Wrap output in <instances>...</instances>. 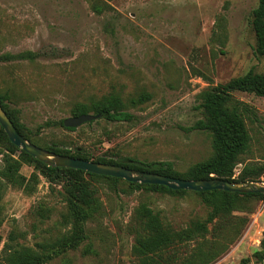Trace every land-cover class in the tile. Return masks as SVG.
<instances>
[{
	"label": "rangeland",
	"instance_id": "374dc122",
	"mask_svg": "<svg viewBox=\"0 0 264 264\" xmlns=\"http://www.w3.org/2000/svg\"><path fill=\"white\" fill-rule=\"evenodd\" d=\"M97 5L99 12L91 7ZM257 0H0V92L9 111L38 146L58 144L93 155L168 161L183 175L212 155L211 137L191 130L200 119L197 95L249 70L264 71L254 52L251 12ZM32 53L28 59L8 56ZM116 93L124 100L147 93L127 107L131 122L97 118L74 131L52 122L70 117L77 101ZM254 114L244 164H264V97L234 92ZM48 123L50 124L48 126ZM0 144V254L10 233L14 243L35 247L69 235L71 225L61 185L51 184L34 164H21L22 184L2 175ZM96 208L85 238L46 264H138L132 253L134 212L145 205L174 230L205 221L210 210L201 194H169L133 188L84 175ZM264 183V174L260 181ZM229 218L242 226L221 243L227 247L210 264H239L259 248L264 200L249 198ZM207 225L209 242L216 237ZM247 264L255 263L250 259Z\"/></svg>",
	"mask_w": 264,
	"mask_h": 264
},
{
	"label": "trees",
	"instance_id": "16d2710c",
	"mask_svg": "<svg viewBox=\"0 0 264 264\" xmlns=\"http://www.w3.org/2000/svg\"><path fill=\"white\" fill-rule=\"evenodd\" d=\"M91 7L99 12L98 6ZM250 26L254 35V52L264 61V0H257L256 7L251 12ZM34 54L26 52L8 56L10 59L32 60ZM241 92L264 97V71L255 73L249 70L242 76L230 79L224 84L206 87L198 95V109L201 118L190 127L208 133L211 137L212 155L192 165L188 171L179 175L174 171L173 164L168 161H140L131 157L110 158L104 155H93L81 148L70 149L68 146L51 144L38 146L32 142L28 133L20 130L22 127L16 116L10 114L8 101L9 94L0 92V107L5 111L15 130L27 141L53 152L71 158L94 161L102 164L122 166L137 171L165 175L185 180H207L217 178L227 182H259L264 174V164H244L238 176H234V170L240 164V156L246 154L250 147V136L245 125V119L252 121L254 116L248 106L237 100L233 93ZM150 95L140 93L127 100L116 93H109L98 98H89L86 101L74 102L69 109L71 116L84 114L98 115L108 122H131L134 119L127 107L138 106L147 100ZM62 121L52 122V126H58L66 131H74L76 128H66ZM50 124L48 123V126ZM0 144L5 147L3 156L2 175L16 184H22L24 178L19 174L21 164H34L41 169L44 177L51 184L61 185L64 202L67 205V219L72 227L69 235H64L55 243L40 244L35 247L22 243H14L15 237L9 234L3 244L0 254V264H46L60 251L74 249L85 238V223L90 212L96 208L94 191L84 180V175L93 178H104L113 183L121 180L112 177L99 176L84 171L65 168L48 167L37 161L9 142L3 129L0 127ZM133 188H142L149 191H162L169 194L185 193L183 190H171L164 186L128 183ZM201 194L210 210L205 221L194 220L180 230H174L164 224L161 217L145 205H140L134 212V243L132 253L137 257L138 264H210L227 247L221 241L227 233L239 234L242 224L229 218L231 211L238 210L239 204L246 199L255 198L264 200L263 194H238L224 191L195 192ZM216 221L212 227L216 237L209 242L207 235L210 231L208 224ZM264 230V229H263ZM250 259L255 263L264 261V231L259 243L250 258L241 259L239 264H247Z\"/></svg>",
	"mask_w": 264,
	"mask_h": 264
},
{
	"label": "water",
	"instance_id": "95a60500",
	"mask_svg": "<svg viewBox=\"0 0 264 264\" xmlns=\"http://www.w3.org/2000/svg\"><path fill=\"white\" fill-rule=\"evenodd\" d=\"M98 115L84 114L70 116L62 121L66 128H76L84 123L92 122ZM0 127L3 129L9 142L27 153L37 161L48 167L75 169L99 176L112 177L124 180L128 183L149 184L164 186L171 190H183L192 192L224 191L238 194H263V182H227L226 180L211 178L207 180H185L159 175L149 172L128 169L122 166L102 164L77 158L57 155L24 139L13 126L5 111L0 107Z\"/></svg>",
	"mask_w": 264,
	"mask_h": 264
}]
</instances>
